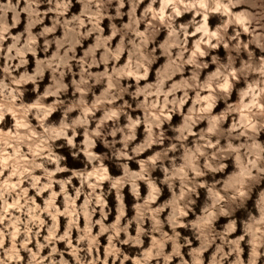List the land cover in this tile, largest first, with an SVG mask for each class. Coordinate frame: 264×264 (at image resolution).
<instances>
[{"label":"clouds","instance_id":"1","mask_svg":"<svg viewBox=\"0 0 264 264\" xmlns=\"http://www.w3.org/2000/svg\"><path fill=\"white\" fill-rule=\"evenodd\" d=\"M45 2L47 7L41 10ZM77 2L82 10L69 16L73 0H0V59L4 61L0 66V264H108L109 258L112 264L117 260L120 264L129 260L132 264H205L204 253L210 248L208 264H264V55L253 50L254 45L264 53V0H149L140 15L144 0ZM49 13L53 16L45 25ZM187 13L190 20L178 23ZM214 14L222 21L210 27ZM125 16L127 22L118 25L116 21ZM22 17L23 30L13 32ZM104 19L110 22L108 36L100 26ZM38 25L43 27L34 32ZM58 29L62 32L57 37ZM162 29L167 35L156 44ZM93 34L94 42L78 57L77 47ZM190 36L197 37L192 49L187 47ZM41 39L43 57L38 52ZM7 41L11 43L6 46ZM221 46L227 53L224 60L211 53ZM125 53L127 59L121 65ZM29 54L35 58L31 72ZM208 56L210 60L201 59ZM210 64L215 65L214 71L201 80ZM189 65L190 74L185 76ZM101 66L102 71H93ZM45 73L49 82L41 91ZM241 81L243 86L237 87ZM28 84L33 85L30 98L24 87ZM101 85L99 93L93 91ZM234 91L239 102L232 101ZM126 97L135 101V107ZM189 100L192 104L185 111ZM218 105H222L219 111L213 112ZM58 111L59 120L49 122ZM136 111L142 115L134 118ZM173 116L180 118L178 123L172 124ZM205 121V127L197 131V125ZM141 125L142 138L137 143ZM190 136L194 137L191 145ZM78 137H82L79 143ZM97 141L107 151L95 152ZM154 147L151 155L140 158ZM81 157V168H73L72 162ZM106 160L115 161L118 175L108 174ZM133 161L137 169L131 167ZM229 162L231 171H226ZM37 170L42 175H36ZM157 170L161 177H154ZM67 172L72 176L55 178ZM73 178H79L82 187L70 195ZM25 181L38 195L49 193L44 207L28 196L29 189L22 187ZM104 181L109 183L107 193L102 190ZM141 182L147 186L143 199ZM160 185L170 195L157 205L165 191ZM125 187L136 200L134 215L126 221ZM200 189L205 190V198L197 213ZM113 190L115 220L105 224L110 215L106 197ZM81 195L85 200L77 208ZM58 196L64 197V211L56 205ZM97 206L100 219L93 222ZM13 208L24 219L5 215ZM44 213L50 224L41 218ZM190 213L193 218L188 220ZM60 216L68 218L63 234H58ZM81 216L84 228L79 224ZM238 224L241 234L234 236ZM97 225L99 232L93 235ZM45 228L47 235L41 238ZM181 228L190 235L182 236ZM73 229L79 233L75 244ZM104 234L108 241L101 259L99 237ZM145 237L150 241L147 249ZM193 240L198 242L196 247ZM58 241L66 243L67 251L57 249ZM33 242L35 250L29 246ZM123 245L140 251L130 256ZM46 247L50 251L43 256ZM21 252L28 253L27 261Z\"/></svg>","mask_w":264,"mask_h":264},{"label":"rangeland","instance_id":"2","mask_svg":"<svg viewBox=\"0 0 264 264\" xmlns=\"http://www.w3.org/2000/svg\"><path fill=\"white\" fill-rule=\"evenodd\" d=\"M13 2H15V0H13ZM149 3V0H144V3L141 4L140 6V9L138 10L137 12V15H140V12L147 6V4ZM47 7V3L45 2L42 6H41V10L45 9ZM114 7V6H113ZM156 7L158 8L159 7V3L156 5ZM82 10L81 8V5L77 2V0H73V7L72 9L69 11L68 15L71 16L73 15V13H79L80 11ZM125 11H127V9H125ZM53 14L52 13H49V16L47 18H45L44 20V24L45 25H50V22H51V18H52ZM191 18V13H187V17L185 19H178V23L179 22H186L188 20H190ZM22 19V23L21 25L17 28V29H14L13 32H18V31H21L23 30L24 28V23H23V20H24V17L21 18ZM128 18L127 16L124 17L123 20H118L116 21V23L118 25H122L123 23L127 22ZM222 21V18L217 15V14H214L212 15L210 18H209V25L210 27H214L215 25L221 23ZM9 22H11V13H9ZM109 21L107 19H104L102 22H101V27L103 28L104 30V35L105 36H108L109 35ZM43 27V25H38L35 29H33L34 32H39L40 29ZM144 25L141 24L140 25V28L141 30L144 29ZM191 31V29H190ZM61 32L62 30L58 29L56 31V33L54 34L55 36H60L61 35ZM232 33V29H229V34ZM167 35V31L166 29H162L161 30V33L160 35L156 38V44H159L161 42V40ZM52 37L50 36L49 39H51ZM197 37L196 36H190L188 38V44H187V47L189 49H192L194 44V40L196 39ZM242 39H244L245 41H247L248 37L246 36H242ZM95 40V34H93L91 37H89L87 40H85L83 42V46L82 47H77L76 49V54L77 56H81L83 54V50L84 48H86L89 44H92ZM119 40V37H115L113 40H112V45L113 47H115L117 45V42ZM8 43H11V41H7L6 42V46ZM40 49H38V52L40 54L41 57H43V51H42V46H43V39L40 40ZM156 45H150V47H155ZM206 47V46H205ZM253 50L257 53V55H264V53H261L259 51V49H256L255 46L253 45ZM175 51V49L173 50ZM54 52V47L53 49H50L49 52H48V56L50 57ZM211 53L212 54H215V55H219L221 60H224L226 59V56H227V53L226 51L223 49V47L221 46L220 48L218 49H213L211 50ZM157 55H159V50L157 52ZM97 56H99V52L97 53ZM187 56V54H186ZM210 56L208 57H203L201 59H205V60H210ZM242 58H246V54H242ZM29 63L27 65L28 67V70L29 72L32 71L33 67H34V60L35 58L29 54L28 57H27ZM126 59H127V53H125V55L121 58L120 60V64L123 65L125 62H126ZM163 62V58H161L160 61H157V63H161ZM4 63V61L2 59H0V66H2ZM239 63L240 61L238 60L237 61V66H239ZM109 67H111V65H109ZM73 69L74 70H78L75 62H73ZM215 69V65H209V67L207 69H204L203 73H201V80H203L205 78V75L208 74V73H212ZM24 69H20V71L22 72ZM103 70V66H101L99 69H93V71H102ZM190 71H191V66H186L185 70H184V75L185 76H188L190 74ZM16 75H18V73H15ZM3 74L0 73V76H2ZM48 77H49V74L48 73H45V77H44V80L41 82V91H43L44 89V86L49 82L48 80ZM180 77L177 75L176 77H174V79H179ZM68 80H70V76L69 77H66V82H68ZM152 80V76L149 77V81ZM129 83H131L132 81H127ZM144 83H146V81H141V84L143 85ZM243 86V81H241L237 87H242ZM26 89H28V92L26 93V98H30L32 96H34V93H32L31 89L33 88V85L31 84H28V85H25L24 86ZM102 87L101 86H98L96 89H94L93 91L99 93L100 91V88ZM71 94V92L69 93V95ZM178 95H182V93L178 94ZM190 95H194L192 93H190ZM89 100L92 99L91 97V94L89 95ZM53 98H48V101L47 102H51ZM126 99H129V102L133 104V107H135V101H132L130 98L126 97ZM232 101L233 102H239V98H238V95L236 94V92L234 91L233 92V97H232ZM192 104V100H189L188 103L184 106L185 108V111H187V109L189 108V106ZM222 105H218L216 108L213 109V112H218L220 107ZM72 115H76V113H73ZM101 115V113H97L96 116L99 117ZM132 115L133 117H137V116H141L142 113L139 112V111H136V112H132ZM60 118V112H56L54 113L50 118H49V122L51 121H58ZM179 117L178 116H173V119H172V124H176L178 123L179 121ZM121 122H124V118L122 117L121 118ZM231 122V117H229V123ZM205 124H206V121L205 122H202L200 123L199 125H197V131L200 129V128H203L205 127ZM94 126V125H93ZM167 127V126H166ZM142 133H143V125H141L140 128L137 129V143L141 140L142 138ZM82 140V137H78L77 139V142L79 143L80 141ZM194 140V137H189L188 138V143L191 145L192 142ZM57 145L59 144H62L63 141H56L55 142ZM156 148L154 147L153 149H150L148 152H145L142 154V156L140 157L141 159L151 155V153L153 151H155ZM63 151V150H61ZM95 152H97L98 154L99 153H103L105 151H107V149L103 148V146L100 144L99 141H97V148L94 150ZM83 157L79 158L78 160L72 162L71 166L75 169H80L81 168V163H80V160H82ZM131 163V167L133 169H137L138 166L135 164V162H130ZM230 163V168L227 169L226 171H231V162ZM105 165L108 167V174L109 175H118L120 173V170L118 168L115 167V161H111V160H106L105 161ZM90 167V166H89ZM36 175H42V171L41 170H37V172L35 173ZM5 175H7V172L5 173ZM154 177H161L162 174L159 172V170H157L154 174ZM218 176H222L224 175V173H219L217 174ZM72 176V173L71 172H67V173H59L57 174V176L55 177L56 179H61V178H68V177H71ZM159 183V181H157ZM43 183V181H42ZM102 190L107 193L108 192V189H109V183L107 181H104L102 182ZM162 188L165 189L163 195L160 197V199H158L156 201V204H160L166 197H168L170 195V193L167 191V188L166 186L164 185H160ZM22 187L24 188H28L29 191H28V196H31L35 199V202L37 205H39L40 207H44V200L46 198L49 197V193L48 192H44L43 194L41 195H38L36 190L33 189V188H30V185L28 184L27 181H25L23 184H22ZM82 185H81V182L79 180V178H73L72 179V184L68 186V192L70 195H74V192H75V189H78V188H81ZM54 190L59 192L60 191V187L59 185H55L54 186ZM91 189H88L87 187H85V191H90ZM99 191V190H98ZM140 191H141V198L143 199L146 195H147V186L141 182V185H140ZM200 197L197 198V205H196V212L198 213L199 212V208H200V204L201 202L204 200L205 198V190L204 189H200ZM107 199V205H108V210H110V215L108 216V219L105 221V224H111L112 222H114L115 220V215H116V199H115V191L113 190L112 194L111 195H107L106 197ZM85 200V196L84 195H81V197L79 198V200L76 201V207L79 208L81 207V205L83 204ZM9 203H12L13 201L11 199L8 200ZM22 204L24 203L23 200L20 201ZM136 203V200L134 197H132V195L130 194V191H129V188L128 187H125L124 189V205H125V211H126V215H125V221L129 218H131L133 215H134V210L132 209V205ZM56 205L57 207L59 208L60 211H64L65 207H66V204H65V201H64V197L63 196H58L57 197V200H56ZM155 206V205H154ZM249 207L252 209L253 213L255 214L256 210L255 208L252 206V203L249 202ZM8 214H11L12 216H21V219H24L23 215L20 213V212H17L14 208L13 209H9V212L8 213H5V215H8ZM167 215V211L162 214L161 216V219L164 218V216ZM240 215L243 217L246 215L245 212H241ZM42 219H45L46 220V224H50L51 223V219L50 217H48V214L47 213H44L41 217ZM193 218V214L190 213L189 216L186 218L188 220H191ZM59 233L58 234H63V232L65 231V227H66V224H67V217H64V216H60L59 218ZM100 219V209L99 207L97 206V212H96V215L93 217V222H95L96 220ZM8 221L6 220L5 223H7ZM79 224H80V227L81 228H84L85 227V220L83 218V216L80 217V220H79ZM150 226V222H147L145 227H149ZM134 228H135V225H133V234H134ZM165 231H170V229L165 226ZM178 231H180L182 233V236L183 235H190V232L187 230V229H184V228H181V229H178ZM99 232V225H97L95 228H93V235H95L96 233ZM241 234V228H240V225L238 224L237 226V231L236 233H234L233 235H240ZM47 235V229L45 228L43 231H41V238H43L44 236ZM79 235V233L73 229V232H72V239H73V242L75 244V241L77 239V236ZM23 237H21L22 239ZM121 238H123V235H121ZM107 241H108V234H104V235H101L99 237V256L101 259H104L105 257V251H106V246H107ZM41 242H44L43 239L41 240ZM149 244H150V241L148 239V237H145L144 238V245L143 247L145 249H147L149 247ZM198 244L197 241L193 240V247H196ZM7 246V245H6ZM30 247H33V249L35 250V243L33 242L32 245H29ZM55 246L57 247V249L59 251H67V248H66V243L64 241H58L56 242ZM123 248V251L128 253L130 256L132 255H136L140 249L138 248H132L130 246H127V245H123V246H120ZM168 251L171 250V245L168 246ZM49 251L50 249L49 248H44L43 251L41 252V255L43 256H47L49 254ZM185 255H186V258H187V249H184L183 250ZM213 249H209L207 252L204 253V258H205V264H208V258L209 256L211 255ZM21 256L24 257V261H27V258H28V253L27 252H21L20 253ZM93 255H95V250H93ZM245 256H247V246H245ZM57 259L59 258L58 256L56 257ZM66 258L69 259V260H72V256H68L66 255ZM45 264H47V261H45ZM108 264H112V259L109 258L108 260ZM116 264H120V261L117 260L116 261ZM127 264H132V261L129 260L127 261ZM152 264H155V261L152 262ZM173 264H176L175 261H173Z\"/></svg>","mask_w":264,"mask_h":264},{"label":"bare ground","instance_id":"3","mask_svg":"<svg viewBox=\"0 0 264 264\" xmlns=\"http://www.w3.org/2000/svg\"><path fill=\"white\" fill-rule=\"evenodd\" d=\"M187 17V14H185L183 17H181L180 19H185Z\"/></svg>","mask_w":264,"mask_h":264}]
</instances>
